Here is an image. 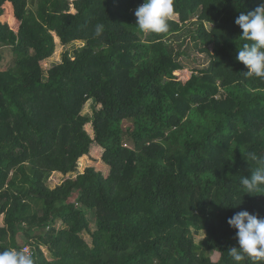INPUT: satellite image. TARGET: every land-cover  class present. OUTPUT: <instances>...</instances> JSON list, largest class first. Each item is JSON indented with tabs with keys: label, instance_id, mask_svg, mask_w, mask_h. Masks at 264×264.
<instances>
[{
	"label": "trees",
	"instance_id": "1",
	"mask_svg": "<svg viewBox=\"0 0 264 264\" xmlns=\"http://www.w3.org/2000/svg\"><path fill=\"white\" fill-rule=\"evenodd\" d=\"M262 2L174 0L155 34L135 25L143 0H0V251L27 247L33 264H235L227 220L264 218V192L240 185L257 167L247 153L264 158V80L236 60L248 41L235 19ZM55 36L82 46L50 61ZM191 49L206 65L186 68ZM90 158L100 167L80 169Z\"/></svg>",
	"mask_w": 264,
	"mask_h": 264
},
{
	"label": "clouds",
	"instance_id": "2",
	"mask_svg": "<svg viewBox=\"0 0 264 264\" xmlns=\"http://www.w3.org/2000/svg\"><path fill=\"white\" fill-rule=\"evenodd\" d=\"M174 14V0H143L134 12L135 25L141 32L167 33ZM235 24L242 30L240 37L248 41L237 50L236 60L247 68V76L264 80V2L247 14L241 13ZM103 29V24L96 25L95 35H101ZM247 157L255 161L257 167L250 178L242 177L240 185L247 194L264 192V158L252 152H248ZM227 223L236 230L237 246L228 249L235 264H240L246 257L264 260V218L243 210ZM0 264H33V259L27 250L9 249L0 251Z\"/></svg>",
	"mask_w": 264,
	"mask_h": 264
},
{
	"label": "rangeland",
	"instance_id": "3",
	"mask_svg": "<svg viewBox=\"0 0 264 264\" xmlns=\"http://www.w3.org/2000/svg\"><path fill=\"white\" fill-rule=\"evenodd\" d=\"M174 18L177 17V16H173ZM191 21H192V18H191ZM193 25H191V22L190 24H188V27H192ZM185 42L187 45V43H189V39H185ZM191 43V42H190ZM55 51H54V55H53V59H50V61L54 60L55 61L57 59H60V56L63 52H66L68 53L67 55L73 57V51L74 49L76 48H79L82 46V44L80 42H75L74 44H67V45H63L59 42V39L55 36ZM6 51V50H5ZM181 62L183 64L186 65V68H195V67H202L203 65H206L207 63V56L204 54V53H200V52H197L195 49H191L187 55L183 56L181 58ZM93 106V103L89 106V107H86L84 105V109L82 110V113L83 112H86L85 114H88V115H91V107ZM86 109V111H85ZM131 121L130 120H124L122 122V125L123 127H129L131 126ZM91 159V158H90ZM82 160L80 163V169H83V167H85L86 165H89V164H92V163H95L94 165H96L97 167H100V164L98 163V161H92L91 160ZM92 161V162H91ZM82 167V168H81ZM63 179V176H61L60 173H52L51 176L49 177L48 181H49V184L50 185H56L57 183H59L61 180ZM87 218L89 219V222H90V229H94V220H93V216H92V213L91 212H87ZM0 225H2V222L0 221ZM56 228H59L61 227V225L59 223H56ZM82 237L85 239V241L88 243V244H91V238L89 236L88 233H86L85 231H83L81 233ZM196 239H199L198 237H196ZM44 255L46 256V258L48 259H51V254L47 251V249L45 248V246H42L41 247ZM211 257L213 259H216V255L213 254L211 255Z\"/></svg>",
	"mask_w": 264,
	"mask_h": 264
},
{
	"label": "built area",
	"instance_id": "4",
	"mask_svg": "<svg viewBox=\"0 0 264 264\" xmlns=\"http://www.w3.org/2000/svg\"><path fill=\"white\" fill-rule=\"evenodd\" d=\"M24 250H27V253H28V254H31L30 251H29V249H28L27 247H24V248L22 249V251H24Z\"/></svg>",
	"mask_w": 264,
	"mask_h": 264
},
{
	"label": "crops",
	"instance_id": "5",
	"mask_svg": "<svg viewBox=\"0 0 264 264\" xmlns=\"http://www.w3.org/2000/svg\"><path fill=\"white\" fill-rule=\"evenodd\" d=\"M58 173V172H57Z\"/></svg>",
	"mask_w": 264,
	"mask_h": 264
}]
</instances>
